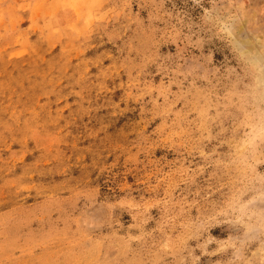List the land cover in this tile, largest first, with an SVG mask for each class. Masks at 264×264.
Returning <instances> with one entry per match:
<instances>
[{
  "label": "rangeland",
  "instance_id": "rangeland-1",
  "mask_svg": "<svg viewBox=\"0 0 264 264\" xmlns=\"http://www.w3.org/2000/svg\"><path fill=\"white\" fill-rule=\"evenodd\" d=\"M0 264H264V0H0Z\"/></svg>",
  "mask_w": 264,
  "mask_h": 264
}]
</instances>
